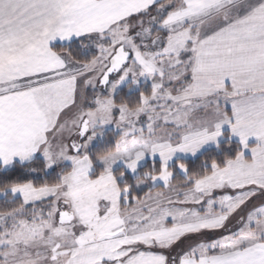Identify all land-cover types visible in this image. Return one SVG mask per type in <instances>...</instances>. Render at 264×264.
Here are the masks:
<instances>
[{"label": "snow or ice", "instance_id": "1", "mask_svg": "<svg viewBox=\"0 0 264 264\" xmlns=\"http://www.w3.org/2000/svg\"><path fill=\"white\" fill-rule=\"evenodd\" d=\"M0 198V264H264V0H0Z\"/></svg>", "mask_w": 264, "mask_h": 264}, {"label": "trees", "instance_id": "2", "mask_svg": "<svg viewBox=\"0 0 264 264\" xmlns=\"http://www.w3.org/2000/svg\"><path fill=\"white\" fill-rule=\"evenodd\" d=\"M235 144V142H233ZM199 164V161H196L195 164L190 165L191 167L195 168L196 165ZM143 195V193H141ZM0 207H3V199H0Z\"/></svg>", "mask_w": 264, "mask_h": 264}, {"label": "crops", "instance_id": "3", "mask_svg": "<svg viewBox=\"0 0 264 264\" xmlns=\"http://www.w3.org/2000/svg\"><path fill=\"white\" fill-rule=\"evenodd\" d=\"M233 142L238 143V138H235V137H234V138H233ZM249 143H250V144L255 143L254 138H253V139H250V140H249ZM246 155H249V154L246 153ZM0 199H2V198H0Z\"/></svg>", "mask_w": 264, "mask_h": 264}]
</instances>
